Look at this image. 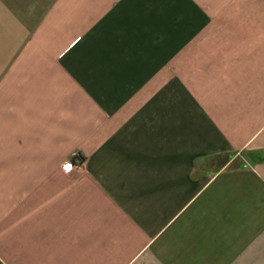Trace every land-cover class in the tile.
<instances>
[{
    "label": "crops",
    "instance_id": "0c3cea01",
    "mask_svg": "<svg viewBox=\"0 0 264 264\" xmlns=\"http://www.w3.org/2000/svg\"><path fill=\"white\" fill-rule=\"evenodd\" d=\"M0 264H264V0H0Z\"/></svg>",
    "mask_w": 264,
    "mask_h": 264
},
{
    "label": "built area",
    "instance_id": "2783aa9c",
    "mask_svg": "<svg viewBox=\"0 0 264 264\" xmlns=\"http://www.w3.org/2000/svg\"><path fill=\"white\" fill-rule=\"evenodd\" d=\"M74 159L78 157V154H74ZM76 168V165L73 160L67 161L64 165V170L66 172H71Z\"/></svg>",
    "mask_w": 264,
    "mask_h": 264
}]
</instances>
